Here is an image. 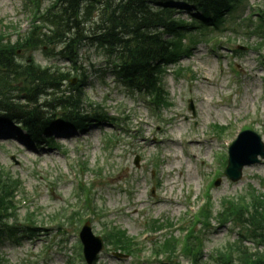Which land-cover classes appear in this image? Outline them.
Masks as SVG:
<instances>
[{
    "label": "rangeland",
    "instance_id": "374dc122",
    "mask_svg": "<svg viewBox=\"0 0 264 264\" xmlns=\"http://www.w3.org/2000/svg\"><path fill=\"white\" fill-rule=\"evenodd\" d=\"M29 1L0 0V32L10 34V37L4 35L5 41L13 43L29 30L31 11L37 10H33V3L27 8ZM234 2V9L226 14L218 30L205 27L178 38V41L182 38L178 45L185 49L190 46L192 53L171 62L162 73L168 95L164 101L169 100L171 105L158 111L161 122L154 115L155 107L147 103V97L122 82L107 64L103 50L89 42L93 32L90 16L94 18L97 12L90 11L85 16L82 35L78 39L74 37L77 44L73 50L78 55L74 64L60 58L67 47L62 39L46 46L40 44L18 57L27 61L31 54L42 66L65 65L70 70L75 64L81 66L88 75L83 96L94 105H102L107 115L119 117L120 121L118 127L104 122L93 124L85 131L69 130L66 134L55 131L52 147H36L21 136L11 137L9 128L0 125V131H6L0 133V170L4 175L13 174L20 182L15 221L25 223L26 211L32 206L42 214L38 223H45L40 225L38 234L19 242L9 236L0 237V254L9 264H71V260L76 264L75 252L82 254L77 242L82 224L71 225L63 214L64 206L69 200L74 203L73 195L77 193L72 168L82 182L93 184L91 200L104 215L97 214L101 218L95 216L91 221L93 232L101 235L103 225L113 222L144 244L138 259L115 256L112 250L104 248L96 264H159L161 257L155 259L149 249L153 240L163 238L161 233L165 231H152L155 234L145 239L144 230L150 222L154 226L173 223L168 231H174L178 237L182 226L176 227L175 221L183 222L182 216L191 218L204 200L212 202L214 215L227 198L236 197L238 203L246 204L252 189L259 195L264 193V158L244 166L238 181H230L222 173L227 155L223 140L231 141L244 125L251 126L264 144V62L259 56L260 49L257 50L258 43L264 39V27L255 32L258 24L255 18H244L252 12L251 5L264 8V0H230V4ZM51 4V0H41L40 11ZM175 17L189 21L190 16L183 9ZM5 26L17 28L20 34L16 36L12 27ZM232 27L236 31H230ZM215 35L224 36L221 42H216L217 46L221 43L218 49L210 48L208 41L205 42ZM234 49L241 52L235 53ZM177 67L180 70L174 72L172 68ZM236 73L238 78L233 77ZM76 83L77 80L73 85ZM64 86L68 88L69 83L61 86L62 90ZM190 98L195 104L194 116L188 110ZM214 123L229 125L228 132L213 135L210 125ZM103 135L107 136L105 141ZM107 141L110 148L104 145ZM135 155H139L138 166L133 163ZM80 162L89 169L88 173L84 174L83 167L78 171ZM216 171H220L217 186L210 183ZM150 189L154 190L153 195ZM56 214L61 220L59 230L51 223L56 222L51 217ZM233 223L223 225L212 219L210 228L199 236L203 239L205 256L226 242H240L237 232L245 227ZM248 231L246 228L245 235ZM242 244L245 246L242 252L252 255V251L262 252V243L251 236L243 238ZM79 258L78 262L83 263ZM162 258L165 263V256ZM181 260L189 264L184 257Z\"/></svg>",
    "mask_w": 264,
    "mask_h": 264
},
{
    "label": "trees",
    "instance_id": "16d2710c",
    "mask_svg": "<svg viewBox=\"0 0 264 264\" xmlns=\"http://www.w3.org/2000/svg\"><path fill=\"white\" fill-rule=\"evenodd\" d=\"M32 1L37 10L33 14L32 27L25 35L11 43L5 41L4 33L0 32V123L21 124L27 137L35 141L40 140V134L46 131L49 124L56 122L54 112L52 116L45 117L47 108L56 110L62 107L64 116L61 117L75 120L71 106L74 107L78 100L70 94L54 97L49 102L45 99V102L37 104V95L51 94L48 89L58 88L70 77V73L59 67L54 70L51 67L42 68L34 62L31 54L27 61H20V55L30 53L40 44L46 46L62 39L67 46L64 54L71 62H76L74 59H77V54L73 49L77 44L75 38L78 39L83 32L81 23L90 11L97 12L94 18L90 16V29L93 32L92 36L89 35V42L99 48H106V54L120 63L118 72L124 79L132 85H138L140 90L150 96L154 95V99L162 103L165 93L160 86L163 69L187 50L178 45L181 40L173 37L184 35L193 28L217 25L221 15L232 8L230 0H51V6L41 12V0ZM176 2H189L191 8L199 12V16L191 17L189 23L174 19ZM81 80L78 79L73 87L80 98ZM21 99L27 100L30 105ZM19 187L18 179L0 171V234L21 232V229L14 230L8 221L17 208ZM245 203L246 206H243L231 200L225 201L224 214L223 211L219 212L221 223H226L231 216L243 225L252 221L251 229L256 236L259 232V237L264 240V198L251 194V200ZM209 212V206L202 209L199 213L202 218L199 220V234L191 232L186 238L183 253L192 264H264V257L241 256L240 242L234 245L229 255L225 256L219 250L218 257L204 260L199 235L204 229L210 228ZM30 216L33 217L34 212ZM30 223L35 225L33 221ZM23 230L33 233L28 228ZM106 240L122 252L134 251L126 232L118 227L113 226L107 231ZM166 240L164 247L173 245V239ZM0 264H3L1 257Z\"/></svg>",
    "mask_w": 264,
    "mask_h": 264
},
{
    "label": "water",
    "instance_id": "95a60500",
    "mask_svg": "<svg viewBox=\"0 0 264 264\" xmlns=\"http://www.w3.org/2000/svg\"><path fill=\"white\" fill-rule=\"evenodd\" d=\"M258 155L264 157V146L260 142V138L253 132H242L230 146L228 165L225 169L226 176L234 181L239 179L242 167L258 162ZM80 237L84 245L87 263L91 264L102 248V240L100 237L92 235L88 223L82 228Z\"/></svg>",
    "mask_w": 264,
    "mask_h": 264
},
{
    "label": "bare ground",
    "instance_id": "6f19581e",
    "mask_svg": "<svg viewBox=\"0 0 264 264\" xmlns=\"http://www.w3.org/2000/svg\"><path fill=\"white\" fill-rule=\"evenodd\" d=\"M62 130H66V129H62Z\"/></svg>",
    "mask_w": 264,
    "mask_h": 264
}]
</instances>
